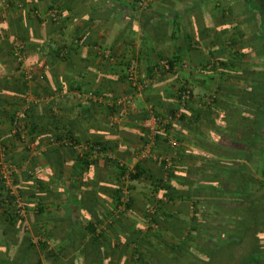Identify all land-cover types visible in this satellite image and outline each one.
Segmentation results:
<instances>
[{
    "label": "crops",
    "instance_id": "0c3cea01",
    "mask_svg": "<svg viewBox=\"0 0 264 264\" xmlns=\"http://www.w3.org/2000/svg\"><path fill=\"white\" fill-rule=\"evenodd\" d=\"M245 5L244 0H154L141 8L137 0H0L7 15V21L0 18V140L8 144L4 153L17 167L14 186L24 193L27 207L21 227L0 207V264H202L208 255L209 264L244 263V258L229 253L235 249L239 254L246 241L215 252V239L220 241L227 231L216 229L219 219L227 225L226 217L233 212L224 206L217 209L220 194L209 189L200 193L199 186L208 183L202 179L212 176L215 163L210 158L216 157L247 164L254 176L252 189L258 195L264 192L263 156L246 159V147L231 140L225 128L216 127L225 126L226 112L241 98L243 88L255 84L250 75L264 61L248 47L250 34L241 35L233 27L246 32L254 23L242 15ZM51 7L61 9L58 24L47 13ZM16 40L26 44L22 66L35 74L30 87L12 54ZM230 43L239 52L245 47L244 55L230 53ZM63 44L68 47L64 57L58 55ZM105 49L115 60L102 56ZM212 56L227 64L206 69ZM130 58L137 59L140 75L151 83L135 95V109L114 128L109 109L88 97L130 94L123 77ZM164 58L176 60L173 71L155 70ZM183 83L195 95L190 107L201 109L197 101L211 94L218 101L205 104L204 114V109L200 114L189 109V124L175 123L178 140L174 137L177 143L168 147L175 158V176L169 181L179 192L171 193L173 199L156 214L157 224H151L147 209L165 196L149 180L128 179L125 186L132 202L129 207L117 204L120 182L113 161L137 164L134 154L147 140L141 127L155 126L154 115L143 119L141 112L153 105L166 118L167 110L177 105ZM27 95L31 109L22 120L33 127L37 150L7 134V113L23 107ZM236 131L244 135L242 129ZM68 133L89 146V167L76 157ZM166 137L151 140L154 154L167 150ZM102 143L109 149H102ZM216 143L228 157L215 153ZM235 152L240 155L235 157ZM142 160L154 174L163 173L158 159Z\"/></svg>",
    "mask_w": 264,
    "mask_h": 264
},
{
    "label": "trees",
    "instance_id": "16d2710c",
    "mask_svg": "<svg viewBox=\"0 0 264 264\" xmlns=\"http://www.w3.org/2000/svg\"><path fill=\"white\" fill-rule=\"evenodd\" d=\"M246 3V8L244 10V13L242 15L247 16L250 18L249 21H254L253 24H249L246 26L244 32L240 26L235 25L233 26L236 28L235 30L238 31L241 35H245L246 33L249 35L250 38L248 39V47L251 49L255 48V52H259L263 55L264 57V0H244ZM52 8V7H51ZM54 8V7H53ZM61 11V9L59 8ZM256 19L259 20V23H255ZM240 29V30H239ZM24 42V41H23ZM247 42V41H246ZM233 43V42H231ZM230 43V53L235 54L237 56L244 55V49L245 47L239 52L235 50V47H232V44ZM66 46L63 44L59 47V53L58 55H61L64 57L66 54H61L63 48ZM68 48V47H67ZM214 59H211L208 61L207 64H205V68L208 70H212L213 68L218 67V69H221L222 65H226L227 61L224 62L221 57L218 56H212ZM168 59L170 64H171V70L170 72L174 70L175 67V62L176 60L174 58H164ZM159 66V65H158ZM155 67V66H154ZM162 71V70H161ZM167 71V70H163ZM125 80H126V72L124 74ZM251 80L254 85H247L246 88H243L241 90V93L239 94L241 98L238 96V100L235 102V105L230 107V110L226 115V122L225 126L220 125L216 126L219 129H224L226 130V133L229 134L231 140L235 142H239L243 144L247 151L248 155H245V158H251L253 155L260 154L263 156V161H264V61L261 66V68H254L252 74L250 75ZM189 89L190 90V97L185 100L184 104L182 103V95H183V90ZM176 99H177V105L172 107L171 109L167 110V115L166 118L169 117L171 119L170 123H168L167 128L165 129V132H162L158 130L154 136L155 141H158L163 135H166V140L170 139V137H176V140H178L175 130L176 124L179 123L181 126L186 125L189 120H187V111L189 109L193 113L200 114L202 113L201 109H204L203 114L207 111L208 106H205V104H212L213 102L215 103L218 101V98L216 96L212 97V94L209 95L206 100L199 99L197 103L199 104V107L201 109H198V107H190L195 99V95L193 93L192 87L187 84L183 83L182 86L178 89L177 94H176ZM162 107V105H160ZM204 106V107H203ZM31 109V107H29ZM27 109L24 113L27 114L28 110ZM132 111H130L128 114H130ZM9 113V112H8ZM7 113L6 119L10 124V129L8 130L7 134H9L10 139L16 140L20 143V136L19 134L17 135H12V128L14 127V112H10L9 114ZM13 113V115H11ZM179 113V115H178ZM110 114V110H109ZM156 116L159 118H165L164 115L162 114L161 111L157 110L153 105L149 110H143L140 114L141 118L147 119L151 116ZM225 118V117H224ZM23 119V117H22ZM222 119V118H221ZM225 119L220 120V122L223 123ZM175 121V122H174ZM26 127L28 128V133L33 134V127L30 126L28 122H25ZM176 123V124H175ZM177 124V125H179ZM189 124V123H188ZM232 128V129H229ZM142 132L144 133V138L145 140L144 143H147L149 140L148 135H149V129L146 127H141ZM239 129H242V133L244 134L243 136L238 135L239 131H236ZM66 136L68 140H76L78 141L77 138L72 136L71 134H67ZM1 138V136H0ZM33 140V138H32ZM79 143V141H78ZM24 145V143H22ZM261 145V148H260ZM216 149L215 153L219 154L220 156H226L228 157V154L224 151H219V149L222 148L221 144H215ZM5 149H4V148ZM24 147H26L24 145ZM171 147L170 144L167 146V150L162 152L160 155H165V154H171ZM8 148V144L5 141L0 140V159L2 155V151L6 152V149ZM28 148V147H26ZM102 149H109L108 146L104 143H102ZM235 150V149H234ZM237 151V150H235ZM7 153V152H6ZM6 154L4 153V156ZM76 157L82 161L86 165V167H89L91 165V155L88 150L84 151V154L80 155L78 152L76 153ZM240 154L234 153L235 157H238ZM7 156V155H6ZM242 156V155H241ZM233 157V155H232ZM231 157V158H232ZM234 157V158H235ZM161 162L162 168H163V173L161 175H156L150 170L146 169L142 165V161L140 160L137 162V164L134 166V172H129V177L128 179L130 180H142L146 179L149 180L152 184L153 189L155 190H160L162 192V195L165 196V199L159 198L158 200H155L153 204H151L146 212V217L148 218V222L152 224H157L156 214L159 211L161 207H163V204L165 202H169V200L173 199V196L171 193L174 192H179L177 188L173 187L172 184L170 183V179L175 176L174 172V164H175V158L172 155V165L169 167H166V162L163 159H158ZM201 160L204 159L201 158ZM212 162L215 163L210 169L211 175L212 176H203L202 180L208 181V183H201L199 186V192H205L206 190L209 189V192H212L214 195L220 194V197L222 199H215L216 205H219L218 208H222L224 206L227 207L228 209H232V214H230L229 218L226 217V219H229L227 225H222L223 221L221 218L219 219V224H217L216 229L222 230H227L226 233L222 234L220 236V241L216 240L214 243L217 245V252L220 248H227L230 247L232 248L235 245L241 244L244 241H246V244L244 246V249L240 250L239 254H236L237 250L231 249L230 250V255L231 256H237L239 255L241 258H244V263L242 264H264V200L263 194L264 192L262 191V195H258L252 188H255V184L253 183L254 176L252 173V169L249 168L247 164L241 163L234 161V159L229 160L228 162H222L220 158H210ZM7 161V160H6ZM113 161V160H112ZM116 167L118 169V174H119V184L117 188V204H125L126 207H129L131 204V196H128L127 200H123L122 197L125 195L123 192L124 186L126 185L124 180L122 179V176L127 171V163H121L120 161L118 162L117 160H114ZM206 169L204 168L205 172ZM17 172L14 174V180H13V186L15 185L16 182V177H17ZM263 185V184H262ZM41 188V184H39ZM264 186L260 187V191L262 190ZM129 188V187H128ZM18 194L23 195L24 193L18 190L16 187ZM184 193H187L189 191L184 190ZM223 195L225 196L223 198ZM163 196V197H164ZM16 199L15 194L11 193V189L7 187L5 184V178L2 176L0 172V207L4 209V211L7 214L8 220L14 222L17 224L19 227L23 225L24 222V217L26 214V205L25 206V213L24 215L18 214L14 210V200ZM150 207H153L154 210L150 211ZM214 221H217L216 216L212 218ZM225 220V219H224ZM197 223V222H195ZM201 224L200 222L198 225ZM223 228H222V227ZM201 229L204 230L205 232V227H201ZM207 239H211L210 236L206 234H202ZM203 248V247H202ZM204 251V249H203ZM210 255H208V260L205 262L203 261L202 264H209L210 262Z\"/></svg>",
    "mask_w": 264,
    "mask_h": 264
},
{
    "label": "built area",
    "instance_id": "2783aa9c",
    "mask_svg": "<svg viewBox=\"0 0 264 264\" xmlns=\"http://www.w3.org/2000/svg\"><path fill=\"white\" fill-rule=\"evenodd\" d=\"M138 1V6L141 8H144L148 5H150L151 2L154 0H137ZM48 15L51 18V20L58 24L60 23L62 19V12L54 7V8H49L48 9ZM0 18L2 21H7V15L5 12L0 9ZM68 52L67 47L63 48L61 54H66ZM12 54L20 66L23 65L26 59V44L23 41L16 40L13 42V48H12ZM102 56L106 59H109L110 61L115 60V57L112 55L111 51L109 49H105L101 52ZM159 65V66H158ZM155 66V70H171V64L168 59H162L159 64ZM21 74L26 82L27 87H30L31 84L33 83V78H34V72L32 69L26 67L25 65L21 67ZM138 62L136 58H130L127 61V66H126V81L128 82L132 92L130 94H124L120 95L117 97H106L103 96L102 94L99 95H94L91 94L89 95L88 99H91L93 101H97L100 103H103L109 110V125L111 127L116 128L117 126L120 125L121 121L126 118L128 113L132 110L135 109V95L136 94H141L143 91H145L151 83V80L146 77H142L139 73L138 69ZM160 71V70H159ZM39 72H37V76L42 77ZM27 94H30L27 90ZM78 97H81V94L78 92L77 93ZM190 97V90L185 89L183 90V95H182V103L184 104L185 100ZM87 99V100H88ZM32 103L31 98L29 95H27L24 99V106L17 109L14 113V127L12 128L11 132L12 135H17L19 134L20 140L26 147L32 150H37L36 142L32 140L30 137V134L28 133V128L26 127L25 123L22 120V115L23 113L30 107ZM179 115V113H178ZM171 119L169 117L167 118H159L154 116V122L155 126L149 127V135L148 138L149 140L147 143L144 145V147L136 152L134 154V160L135 162H138L139 160H142L147 157H152L154 159H163L166 162V167H169L172 165V155L171 154H165V155H156L154 154V151L152 150L153 142L151 140L154 139V136L158 130L165 132V129L167 128L168 123H170ZM147 128V127H146ZM70 144L74 145L76 147L77 152L82 155L84 154V151L89 148V146L82 144V143H76L75 141H70ZM176 140L172 137L169 139V144L171 146H175ZM41 153V152H40ZM6 156H4V153L2 151L1 159H0V172L2 176L5 178V184L7 185L8 188L11 189V193L15 194L16 199L14 200V210L20 214L24 215L25 213V206H24V198L22 195L18 194V191L13 188V180H14V174L17 172V167L14 163L9 162L8 160L6 161ZM134 172V165H129L127 164V171L122 176V179L125 181L128 180L129 177V172ZM123 192L125 193L124 200L128 199V191L127 187L124 186ZM154 208L150 207V211H153Z\"/></svg>",
    "mask_w": 264,
    "mask_h": 264
},
{
    "label": "rangeland",
    "instance_id": "374dc122",
    "mask_svg": "<svg viewBox=\"0 0 264 264\" xmlns=\"http://www.w3.org/2000/svg\"><path fill=\"white\" fill-rule=\"evenodd\" d=\"M19 144H21V145H22V143H20V142H19ZM22 146H23V145H22ZM13 188H14V189H16V187H15V186H13ZM16 190H17V189H16Z\"/></svg>",
    "mask_w": 264,
    "mask_h": 264
}]
</instances>
